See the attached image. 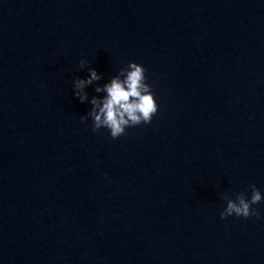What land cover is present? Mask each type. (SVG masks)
<instances>
[{"label":"water","instance_id":"95a60500","mask_svg":"<svg viewBox=\"0 0 264 264\" xmlns=\"http://www.w3.org/2000/svg\"><path fill=\"white\" fill-rule=\"evenodd\" d=\"M130 61L158 110L111 139L71 82ZM249 184L264 0H0V264H264V198L219 217Z\"/></svg>","mask_w":264,"mask_h":264},{"label":"clouds","instance_id":"9594fccd","mask_svg":"<svg viewBox=\"0 0 264 264\" xmlns=\"http://www.w3.org/2000/svg\"><path fill=\"white\" fill-rule=\"evenodd\" d=\"M86 61L79 60L78 70L85 69ZM86 76L75 77L71 82L72 95L78 102L90 105L86 117L91 121V130L104 129L111 139L122 136L126 128L147 125L158 110L150 85L146 82L144 67L136 62H128L119 68L115 75L104 83L101 74L92 67H87ZM93 87L97 95L89 96L85 89ZM85 116H81L83 122ZM248 196L243 192L234 198L222 195L224 207L219 212L220 219L226 216L260 219V213L253 208L262 198L260 190L254 184L248 185Z\"/></svg>","mask_w":264,"mask_h":264}]
</instances>
